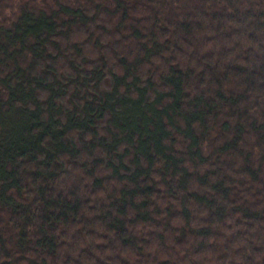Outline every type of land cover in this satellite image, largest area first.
<instances>
[{"label":"trees","instance_id":"obj_1","mask_svg":"<svg viewBox=\"0 0 264 264\" xmlns=\"http://www.w3.org/2000/svg\"><path fill=\"white\" fill-rule=\"evenodd\" d=\"M0 264H264V0H0Z\"/></svg>","mask_w":264,"mask_h":264}]
</instances>
